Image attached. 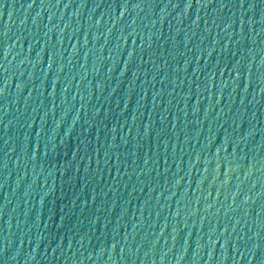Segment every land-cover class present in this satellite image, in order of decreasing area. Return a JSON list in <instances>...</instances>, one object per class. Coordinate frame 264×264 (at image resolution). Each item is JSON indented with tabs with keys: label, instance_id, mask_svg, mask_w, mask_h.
<instances>
[{
	"label": "water",
	"instance_id": "water-1",
	"mask_svg": "<svg viewBox=\"0 0 264 264\" xmlns=\"http://www.w3.org/2000/svg\"><path fill=\"white\" fill-rule=\"evenodd\" d=\"M0 264H264V0H0Z\"/></svg>",
	"mask_w": 264,
	"mask_h": 264
}]
</instances>
